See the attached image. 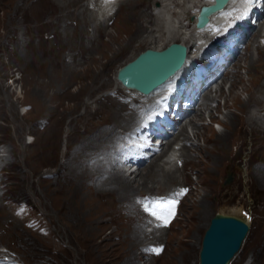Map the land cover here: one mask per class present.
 <instances>
[{
	"label": "rangeland",
	"instance_id": "1",
	"mask_svg": "<svg viewBox=\"0 0 264 264\" xmlns=\"http://www.w3.org/2000/svg\"><path fill=\"white\" fill-rule=\"evenodd\" d=\"M197 1L127 0L120 6L116 4L112 15L103 16L104 12L88 0H0V157L3 158L0 161V254L6 253L23 264H197L201 235L210 216L217 211L232 213L235 209L247 212L250 220L242 245L229 264H264V187H257L254 179L248 180L250 167L264 166V134L251 127L237 126L223 151L224 157L215 154L214 158L213 153L191 146V158L179 156L182 164L175 171V179L168 180L172 186L151 175L153 182L147 183L153 186L139 185L128 193L130 200H126L129 196L121 199L102 186L103 178L99 176L105 173H94L100 169L108 172L107 168H101L104 165L100 157L106 158L108 165L121 167L116 152L117 135L129 128L123 125L129 109L114 105L117 98L110 94V90L126 94L114 77L116 67L145 47L161 45L158 47L162 48L170 33L179 35L171 41L181 42L191 37L189 43L193 42L195 37L189 35L193 33L194 8L190 7ZM262 9L258 25L238 43L235 57L220 66L225 72L212 77L194 93L193 105L201 108L198 96L210 91L209 95L214 97L208 102L210 115L204 112L197 120L201 128L210 123L221 131L226 114L238 112L232 106L217 110L224 98L215 90L221 86L227 93L232 88L224 76L228 69L239 70L245 80L248 78L246 56L251 50L244 46L254 35L255 42L259 41ZM151 14L161 21V26L156 25L158 21H145ZM100 22L106 28L98 34ZM141 22L147 24L146 30L137 29ZM148 27L152 28L150 33ZM119 35L125 38V44L117 41ZM261 44L259 53L255 49L252 53L255 61L264 63V43ZM241 59L234 68L232 64ZM239 94L241 99L248 96L245 91ZM263 102L264 96H260L258 103L251 102L248 111L264 105ZM129 105L127 102L126 106ZM191 114L182 110L180 119L165 128L169 136L163 138L166 148L163 157L170 161L166 169L175 166V156H168L170 145L166 140L171 143L175 130L181 126L191 134L188 124ZM258 115H262L264 126L262 111ZM113 116L123 123L115 127V139L111 136L115 142L109 145L111 133L103 132L112 124ZM39 119L46 122L38 128ZM193 141L207 148L213 144L202 139ZM106 146L109 154L114 153L113 158L104 155ZM153 157L154 154L149 155L140 167ZM210 175L213 180L209 183ZM127 176L134 179L132 173ZM183 185H188V190L181 197L171 224L147 232L152 227L148 225L150 217L145 221L136 213L140 195L168 194L175 186ZM205 194L211 209L204 216L198 214L196 207ZM104 199L110 207H104ZM19 200L31 205L33 219L38 224L28 222V215L24 219L17 217L14 202ZM139 220L145 222L138 225ZM156 248L160 249L159 253L153 251Z\"/></svg>",
	"mask_w": 264,
	"mask_h": 264
},
{
	"label": "bare ground",
	"instance_id": "2",
	"mask_svg": "<svg viewBox=\"0 0 264 264\" xmlns=\"http://www.w3.org/2000/svg\"><path fill=\"white\" fill-rule=\"evenodd\" d=\"M48 1V0H47ZM127 0H115L114 3H118V6H120L122 3H125ZM131 1V0H130ZM189 0H187L188 2ZM197 1V0H196ZM234 0H229L227 2V4H225V6H223L222 8V12L219 14L220 11L216 12V13H213L210 15V18H209V23L210 22H213V21H219L221 19V15H225V11L224 9L230 5H232V2ZM210 2L209 0H199V2L197 1V3L195 4L194 7H198L199 5L201 4H204V3H208ZM189 7L192 6V3L190 2L189 4ZM194 7H190V8H194ZM102 7L98 6V10H100ZM121 12V10H120ZM120 12H118L120 14ZM117 13V14H118ZM122 13V12H121ZM117 14L114 16V19L115 17L117 16ZM166 14V13H165ZM170 14V13H169ZM194 14V13H193ZM261 14V12H260ZM259 14V16H260ZM152 15V14H151ZM149 18L146 17V22L147 21H158L156 19V17L154 16V14ZM142 16H145V14H143ZM127 18L130 17L129 14L126 16ZM138 17L136 16V19ZM168 20V19H167ZM113 21V20H112ZM111 21V22H112ZM259 19L257 20V23H255V25H253L252 29L258 25L259 23ZM161 21H158V24H155L157 26H161V24H159ZM184 23V22H182ZM154 24V25H155ZM260 24H262V27L264 29V22H260ZM186 25V24H185ZM157 26H155L154 28H156ZM182 26H184L182 24ZM137 29H141V30H146L147 29V24L145 22H141L139 24V27L136 26ZM146 27V28H145ZM178 27H181V25L178 24ZM185 27V26H184ZM261 27V26H260ZM106 28V24L104 23H101L100 22V25L99 27L96 29V33L98 32V34L101 32V31H104ZM132 27H130L131 29ZM159 28V27H158ZM157 28V29H158ZM174 28V27H173ZM194 30H198L196 32H200V31H203L204 32H207L204 28H201V29H197L193 26ZM136 29V30H137ZM164 29V28H163ZM263 29L261 31H263ZM152 30L151 27H148V33H150V31ZM156 30V29H155ZM160 31V30H159ZM172 31V29H171ZM176 31V30H175ZM120 32V31H119ZM174 32V31H173ZM259 34L257 33V38H262L264 37V33H260V30H258ZM192 33V32H191ZM201 33V32H200ZM141 34V32H140ZM194 33L190 34L189 36H193ZM127 36V35H126ZM179 37V35L177 34H172L171 36V33H170V36L167 37L166 39V42L164 43V45L166 43H168L169 41L171 40H175V37ZM95 39L98 38V36H94ZM93 37V38H94ZM100 37V35H99ZM128 37V36H127ZM135 37V36H134ZM140 37V36H139ZM138 37V38H139ZM151 37H154L153 36V33H152V36ZM191 38V37H190ZM189 38V39H190ZM100 39V38H99ZM130 39V38H129ZM150 39V38H149ZM153 39V38H152ZM181 40L182 43H184L187 47V52H186V59L189 57L190 53L189 51L191 50V46L194 42H190V40ZM119 40V43L121 44H125L126 41H125V38H122L120 35H119V38H117V41ZM257 39H256V36L254 35L252 37L251 40H249L247 42V45L244 46V48H249L251 50V52L248 51V53H250L249 55L246 56V59H249L248 61V66L246 67V73L248 75V78L245 80L242 76V74H239L240 71L239 70H227V72L225 73L226 75L224 76H227L226 78L228 80H230V83L232 85V88H230L227 93H224L221 89V86H218L216 88V93H218V95L222 96L224 98V101L222 103V106H220L219 104L216 106L217 110H219L221 107H234L236 110H238V112L236 111H229L227 114H226V118H224V120L221 121V125L223 126V129L221 131H217L216 129H214L210 123H207L205 125L202 126V128L198 125V122L197 120H200L203 115H204V112H206L207 114H209L211 112V108L208 106V102L209 101H212L214 97H212L211 95H209V92H207L206 94H202L200 97L198 96L199 98V102L198 104H201L203 108H201L200 106H197V105H193V103H195V98L193 99V96L190 97L191 101H187L185 104H184V107H183V110L184 112H186L187 114L188 113H192L191 115H193L191 118L188 119V124L190 125L191 127V134H189V132L186 131V129H184V127H180V129L178 128L177 130H175L174 132V139L173 141L170 143L166 140V143L168 145H170V148L168 150L169 152V157H171L174 152L173 150H179L178 152V156H184V157H192L191 155V146L192 147H195V149H205L207 150V152L209 151V153H213L214 154V158H215V154H218V156L220 155L221 157H224L223 155V151L225 150L228 142H230L229 140L231 139V137L235 134L236 130H237V126L240 124L239 127H243L244 125H247L249 127L252 128V130H255L257 131L259 134H264V126H263V122L261 121L262 119V115H258L261 111L264 110V105L261 104V106L258 108V107H255L253 109L252 112H250V110L248 111V106L251 104V102H256L258 103L259 102V98L260 96H264V92H262L264 90V63L261 62L260 60H257L255 61L254 59V55L252 53V50L255 49V51L257 50H261V48L263 47V45L258 41V42H255ZM138 41V40H137ZM116 43V42H115ZM153 43V42H152ZM159 45H150V47H153V48H159L158 47ZM238 46V43L236 45V47ZM247 46V47H246ZM129 47V46H128ZM104 51V50H103ZM138 52V51H137ZM137 52H134L132 56H134ZM244 52V51H243ZM102 53V52H101ZM259 53V52H258ZM235 54V50L232 51L230 53V55L227 57V58H231L233 55ZM235 55L232 57L234 58ZM235 61V60H234ZM233 61V62H234ZM242 59L241 60H236L234 62V64H232V66L235 68L237 65L239 66L240 63H241ZM247 62V61H245ZM183 66V65H182ZM96 71V70H95ZM208 72L210 73L209 74V78L210 77H216L218 76L219 73H224L221 71V67L218 66L216 67L215 69L213 70H208ZM100 73V72H99ZM220 75V74H219ZM209 79L207 77H205L203 80L200 81L201 83V86L203 85H206L207 84V81ZM117 81V80H116ZM118 85H119V82L117 81ZM120 87H123V85H119ZM263 88V89H262ZM131 92L134 91V92H137L135 91L134 89L132 88H128ZM210 90V89H209ZM155 90H153L152 92L148 93V94H142V93H138L139 95L137 96H140L141 97H148V95L152 94ZM241 91H245L248 96L246 99H241L240 97V94L239 92ZM259 92H261L260 94H258ZM150 97V96H149ZM133 100V99H132ZM135 101V100H134ZM144 101V100H142ZM261 101V100H260ZM136 102H140L139 101V98H137ZM264 103V102H263ZM114 105L116 106H120V107H128V112L126 113V116L123 118L125 119L124 121V124L123 125H126V127H129L131 126L132 128V125L135 124L136 120H137V116L140 111L138 110L139 108V104L137 103L135 106H126L127 103L123 102V101H119V100H116V102H114ZM253 104H251L252 106ZM258 105V104H257ZM92 106V105H91ZM197 106V107H196ZM215 107V106H213ZM212 107V108H213ZM122 109V108H121ZM247 109V111H246ZM97 110V109H96ZM111 113L115 114L114 116H117L116 113L113 112V110L111 111ZM120 112V111H119ZM249 112V113H248ZM97 113V112H96ZM263 113V112H262ZM210 115V114H209ZM112 116V115H111ZM114 116L112 117L113 118V122L110 126H107V128L104 130V135L106 134V132H109L111 133L110 136H109V145H112L113 142L115 141H112V137L114 138L115 136V127L117 126H120L121 124L120 123H123L121 120L115 118L114 119ZM180 116L181 115H175L173 116V119L175 121L179 120L180 119ZM264 116V115H263ZM200 122V121H199ZM106 127V126H105ZM125 127V128H126ZM171 127V126H169ZM124 128V127H123ZM130 128V129H131ZM175 128V127H174ZM102 133V132H101ZM208 133V134H207ZM119 134V133H118ZM112 136V137H111ZM169 136V135H168ZM167 136V137H168ZM103 137V136H102ZM111 137V138H110ZM155 138V137H154ZM152 138V139H154ZM115 139V138H114ZM198 140V139H202L204 142H210V141H213V144L211 145V147L207 148V147H201V146H198L196 145L195 141L193 140ZM182 140V142L180 141ZM105 141V139H104ZM181 142L180 143V146L178 148H175L173 149V144L175 142ZM235 141V140H234ZM233 141V142H234ZM165 140H163L160 145L158 146L157 150L156 151H153L151 152L149 155H152L154 154V157L152 159H148V161L144 164V166L140 167L141 164L137 165L135 167V170L133 171H129L127 173L124 172V168L123 166L122 169L116 166H112L105 163L106 161V158H103V157H100V160L101 162L103 163V167L101 168H107L108 169V172H104L102 171L101 169L98 170V171H95L94 173H98L100 172L99 175L105 173L104 175H101L99 177H102L103 178V187H106V190H110L111 192H115L117 194V196H119V198H125L128 195L129 192L135 190V188L137 189L138 186H144L146 188H151L153 185H149L147 182H151L153 180V178H159L161 179V182H167L168 184H170L168 181L169 178L171 179L172 177L174 178L175 176V171H177V169H179V166L176 164L173 168H169V169H166L165 168V165L166 164H169L170 161L167 157H163L166 152L164 153V147H163V144ZM232 142V143H233ZM187 143V145H186ZM205 144V143H204ZM190 145V146H189ZM196 145V146H195ZM108 146V145H107ZM106 146V150H105V154L104 155H109L114 156V153H111L109 154L108 151H109V148ZM198 147V148H196ZM113 151V150H112ZM158 151V152H157ZM111 152V151H110ZM156 152V153H155ZM149 155L146 157V159L149 157ZM105 157V156H104ZM194 159V158H193ZM5 160V159H4ZM145 160V159H144ZM225 160V159H224ZM230 160V159H229ZM257 160V159H256ZM0 161L3 162V158L0 157ZM158 161H160V165L158 164ZM261 161V160H260ZM224 162V161H223ZM1 163V162H0ZM209 163V162H208ZM230 163V162H229ZM123 164V162H122ZM224 164V163H223ZM115 165V164H114ZM207 164L205 163V166ZM214 165V164H213ZM204 166V167H205ZM1 167V165H0ZM144 167V168H143ZM98 168V167H97ZM141 168H143L144 171H141ZM165 168V169H164ZM205 169V168H204ZM94 173H92L91 175H93ZM133 174L134 175V179H130L128 178V174ZM151 175H154V177L152 178ZM177 175V174H176ZM251 175V176H250ZM98 176V175H96ZM136 176H138L136 178ZM167 177V178H166ZM215 177V176H214ZM136 178V179H135ZM166 178V179H165ZM172 178V179H173ZM248 180L251 181V179H254L255 182H258L257 187H264V166L263 165H259L258 167L256 166V164L253 166V167H250L249 169V173H248ZM152 179V180H151ZM175 179V178H174ZM167 180V181H166ZM213 180V175L211 176H208V182L210 183L211 181ZM215 180V179H214ZM136 181L137 185L134 186V182ZM216 181V180H215ZM248 181V182H249ZM153 182V181H152ZM160 182V183H161ZM178 183V182H177ZM162 184V183H161ZM173 184V183H172ZM167 185V184H166ZM171 185V184H170ZM216 185V184H215ZM172 186V185H171ZM174 186V185H173ZM176 187V186H175ZM174 187V188H175ZM216 187V186H215ZM260 189H263V188H260ZM101 190V189H100ZM152 190V189H151ZM141 191H146V190H141ZM99 192H105V191H99ZM98 192V193H99ZM108 193H110L109 191H106ZM169 192H172L171 190H169ZM98 193H96L98 195ZM107 193V194H108ZM158 193V192H157ZM105 194V193H104ZM107 194L105 196H107ZM132 194V193H131ZM103 195V194H102ZM112 195V194H111ZM132 196V195H131ZM200 196V195H199ZM107 198V197H106ZM105 198V199H106ZM103 200V204H104V207L105 206H109L110 203L108 202V200ZM130 196L127 197L126 200H130ZM119 200V199H118ZM107 204V205H105ZM132 202H130V205H129V208H131ZM207 194H205L201 200L199 201L197 207H196V211L198 212V214H202L205 216V214H207L211 208H209L207 206ZM103 207V208H104ZM110 207V206H109ZM133 208V207H132ZM139 213V215H141V218H143L145 221H147L148 219V215L141 211V209H136V213ZM105 212V211H104ZM212 212V211H211ZM223 212V211H222ZM238 212V213H237ZM109 213V212H107ZM240 211L239 210H232V214H238L239 216H241L240 214ZM210 215V214H209ZM112 216V215H111ZM132 216V215H131ZM138 216V215H137ZM147 216V217H146ZM110 220H113L115 221L114 217H110L109 218ZM145 221H138L137 224L138 225H142L141 223L145 222ZM161 225V224H159ZM159 225L157 226H152L150 227V229L147 231V232H152L154 230H159L161 229L159 227ZM117 232V231H115ZM136 235H138V232L137 231H133ZM146 232V233H147ZM145 234V233H144ZM161 233H157V235H160ZM116 235V234H115ZM136 235H134L133 237H137ZM148 236V235H147ZM139 237V235H138ZM145 237V236H144ZM154 240V239H153ZM254 254V253H253ZM256 255V254H255ZM260 255V254H259ZM251 259V258H250ZM257 261V260H256ZM255 262V261H254Z\"/></svg>",
	"mask_w": 264,
	"mask_h": 264
},
{
	"label": "water",
	"instance_id": "3",
	"mask_svg": "<svg viewBox=\"0 0 264 264\" xmlns=\"http://www.w3.org/2000/svg\"><path fill=\"white\" fill-rule=\"evenodd\" d=\"M226 2L213 0L201 4L194 25L201 27L209 14ZM186 51L185 44L179 41H169L162 48L145 47L118 66L115 77L126 87L149 93L180 67ZM248 229V218L228 212L213 213L201 235L197 264H229L240 249Z\"/></svg>",
	"mask_w": 264,
	"mask_h": 264
},
{
	"label": "snow or ice",
	"instance_id": "4",
	"mask_svg": "<svg viewBox=\"0 0 264 264\" xmlns=\"http://www.w3.org/2000/svg\"><path fill=\"white\" fill-rule=\"evenodd\" d=\"M185 190H181L179 193H176L174 195L176 196H179V195H182L184 193ZM177 201L176 199H169L167 201L164 202V206L167 208L168 210V216H164V215H160L158 216L159 219H163L165 224L168 223V219L169 217L171 216V214L174 213V208H175V205H176ZM157 208L160 207L159 204L156 205ZM157 213L156 212H153V215H156ZM153 251L159 253L160 249L159 248H156V249H153Z\"/></svg>",
	"mask_w": 264,
	"mask_h": 264
}]
</instances>
